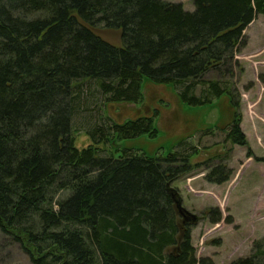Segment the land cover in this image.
Instances as JSON below:
<instances>
[{"label":"trees","instance_id":"16d2710c","mask_svg":"<svg viewBox=\"0 0 264 264\" xmlns=\"http://www.w3.org/2000/svg\"><path fill=\"white\" fill-rule=\"evenodd\" d=\"M191 2L194 12L163 0H0V234L32 264H216L197 256L200 218L173 187L199 148L183 140L163 157L129 146L159 138L157 104L123 122L102 116L85 134L93 143L76 146L82 97L94 87L105 107L147 108L152 85L188 107L227 97L239 108L238 55L264 0ZM238 121L228 139L243 147ZM231 175L220 164L206 180ZM263 260L257 250L231 264Z\"/></svg>","mask_w":264,"mask_h":264},{"label":"rangeland","instance_id":"374dc122","mask_svg":"<svg viewBox=\"0 0 264 264\" xmlns=\"http://www.w3.org/2000/svg\"><path fill=\"white\" fill-rule=\"evenodd\" d=\"M181 1L186 11H195L191 0ZM245 35L247 44L238 55L242 70L234 81L240 101L238 109L232 107L227 97L212 108L188 107L178 101L172 90L169 94L165 88L152 85H145L144 89L147 108L105 107L104 99L94 87L82 97L83 109L75 121L76 146L81 150L93 143L85 134L100 119V124L103 123L102 116L110 115L123 122L136 114H151V108L157 104L153 111L160 108L159 138L144 137L129 146L163 157L174 152L183 140L199 148V155L191 159L193 171L174 181L173 187L179 191L184 208L200 218L191 229L197 256L211 258L216 264H231L257 250L264 252V15L257 18ZM102 36L120 44L118 32L105 31ZM235 120H240L246 146L234 145L228 139ZM220 164L232 172L230 180L222 185L210 184L206 176ZM213 210L221 212L220 223H212ZM0 264L32 262L18 244L0 234Z\"/></svg>","mask_w":264,"mask_h":264},{"label":"crops","instance_id":"0c3cea01","mask_svg":"<svg viewBox=\"0 0 264 264\" xmlns=\"http://www.w3.org/2000/svg\"><path fill=\"white\" fill-rule=\"evenodd\" d=\"M170 3H176V4H183V2L181 0H173V1H167Z\"/></svg>","mask_w":264,"mask_h":264},{"label":"water","instance_id":"95a60500","mask_svg":"<svg viewBox=\"0 0 264 264\" xmlns=\"http://www.w3.org/2000/svg\"><path fill=\"white\" fill-rule=\"evenodd\" d=\"M182 203V202H181Z\"/></svg>","mask_w":264,"mask_h":264}]
</instances>
